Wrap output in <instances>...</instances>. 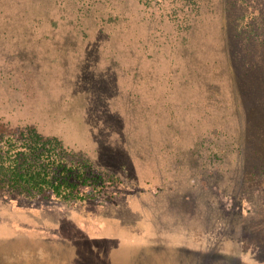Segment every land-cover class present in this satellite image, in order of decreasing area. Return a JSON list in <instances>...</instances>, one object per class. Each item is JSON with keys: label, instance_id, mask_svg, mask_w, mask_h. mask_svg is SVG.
<instances>
[{"label": "rangeland", "instance_id": "rangeland-1", "mask_svg": "<svg viewBox=\"0 0 264 264\" xmlns=\"http://www.w3.org/2000/svg\"><path fill=\"white\" fill-rule=\"evenodd\" d=\"M172 3L0 0V160L36 133L108 180L0 168V264H264V0Z\"/></svg>", "mask_w": 264, "mask_h": 264}, {"label": "trees", "instance_id": "trees-1", "mask_svg": "<svg viewBox=\"0 0 264 264\" xmlns=\"http://www.w3.org/2000/svg\"><path fill=\"white\" fill-rule=\"evenodd\" d=\"M167 1L140 0L146 8H151L154 3L161 5ZM172 2V7L180 5L178 9L186 18L191 11L194 14L198 13L204 0H172ZM27 137L30 142L26 141L23 151L15 153L14 158L0 160V168L5 176L4 181L9 182L13 187L46 198L54 196L61 200L78 201L95 197L108 185L107 178L101 173L90 170L88 164L69 163L53 150L54 147L48 148L46 141L51 142L50 140L42 141L40 135L36 133ZM83 186L88 187L87 191L83 189ZM4 241L5 239H2L0 243L4 244Z\"/></svg>", "mask_w": 264, "mask_h": 264}]
</instances>
